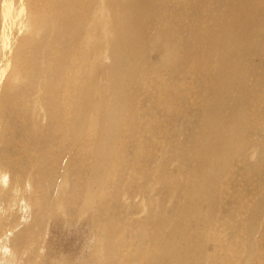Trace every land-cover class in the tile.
I'll return each mask as SVG.
<instances>
[{
	"label": "bare ground",
	"instance_id": "obj_1",
	"mask_svg": "<svg viewBox=\"0 0 264 264\" xmlns=\"http://www.w3.org/2000/svg\"><path fill=\"white\" fill-rule=\"evenodd\" d=\"M155 6H157L156 10ZM157 12H159V22L156 24V29L154 28V34L152 26L155 18H153V14ZM157 33H161V36L158 35L164 41H158ZM155 41L160 52L159 57L164 61V65L161 64L160 67H155L149 58V50L153 47L150 46L151 42ZM89 46L94 50L91 51ZM89 53L92 54L89 55ZM140 58L145 59L141 61ZM99 67L107 70L108 77L106 79L101 76L103 70ZM141 67H143V72L139 71L142 69ZM169 67L174 69L171 76L175 75L177 79L179 77L185 82L188 76L198 78L197 80L200 77V82L202 81L203 85L206 83L205 92H202L203 94L201 93L202 95L198 99L195 94L196 98H193L194 103L191 106V109L193 107L197 114L195 115L199 117L198 126H200L197 134H194L196 131H190L188 134L189 139L195 141L193 144L188 142L193 151L187 147L181 148L182 145L188 144L185 143L186 140H182L187 135L183 138L180 137L182 135L180 130L183 127L182 121L180 122L182 116L174 114L176 108L178 110V107H183L184 101L177 103L175 102L176 96L171 97V101L165 104L166 107L162 106L158 111L157 108H154V104L150 105L144 102L146 97H153L152 99L158 104L163 105L166 102V99L164 100L162 97L165 91L163 93L161 90H154L155 86L154 88L151 86L154 91L150 92L151 88L149 89L148 83L157 80L158 76L153 74L154 71L162 68L165 70ZM91 69L93 72H90ZM9 70L8 81L0 85L2 86V95L0 96V169L11 167L14 164L18 165V163L22 164L21 157L31 156L29 157L31 163L37 160L32 155L38 152L41 146L40 142L49 150L47 153L50 154L48 158L50 161L62 152L59 150H63L65 146L68 147L65 154L69 153L67 158L70 161L65 160L62 166L58 164L62 168L60 169L62 170L61 179L57 182L55 191L53 190L51 193L53 195L49 202L50 208L48 209V204L46 205L47 214L49 211L50 213L54 212L60 205H65V202L76 198H70L67 191L66 182L70 184V176L65 177V170L69 167L77 168L93 164L85 172L89 174L90 178L86 181L87 174L83 178L84 187L91 183L94 188V190L90 188L89 184L90 191L83 190V193L88 192L84 197L89 204H93L94 201L100 202L104 197L106 198L107 188L110 189L112 184L119 183V177L123 171L119 168V164L125 160L124 158L132 160L130 166H125V169L127 167V171L124 169L126 173L132 172L137 177L138 167H140L148 172L149 182L156 180V183L159 184L157 189L159 195L163 191L166 192L164 188L167 182L160 177L159 168L154 167V162H152L151 167L144 169L143 166H146V163L141 165L143 159H139L142 146H139L138 140L147 137L145 135L153 133L154 130L160 129V132L163 131L160 140L155 138V135L150 136L152 144L156 148L149 152L157 150V156L160 151L157 145L160 147L167 145V151L170 148L169 155L176 158L169 159L181 160L179 167H172V171H165L166 169L161 168L163 173H167V175L169 173L172 178L171 182L168 181L173 185L171 189L175 188L180 193L179 195H189L192 188L198 191L201 189L203 194H209L206 193L207 186L196 184H202L210 179L209 186L216 193L212 192L211 195H207V198L211 200V204L208 203L209 208L206 206L207 209L199 210L200 212H197L195 216L193 215L196 213V203L192 202L193 199L189 196L186 197L188 203L177 201L175 205L171 206L169 210L170 214L173 213V217L168 223L170 227L163 233L160 232L162 228L156 229L159 230L162 237L160 243H154L160 245L159 252L153 254L150 252L151 259L145 260L146 262L143 264H199V260L202 258L198 259L199 256H195L194 253L200 249L199 246L204 240H207H203L208 230H206V224L209 223H206L205 216L213 223L214 234H222V226L217 221L220 219L224 223H230L232 228L240 230L244 237L242 238L244 246L240 251L235 255H231L235 252L224 253L215 261L216 264H232L236 258L242 262L241 264H252L253 262L264 264V257L260 256L262 250L258 247L259 243L264 245V164H261L264 163V145L262 144L264 143V0H0V79ZM167 72L169 73V71ZM169 78L172 77L169 76ZM175 80L172 82L176 83L177 80ZM190 83L187 82V84ZM203 85L201 84V86ZM168 89L166 90L170 92ZM175 89L177 88H173V90ZM184 89H180V93L186 92L185 98L189 99L194 91L201 88L195 85ZM27 97L38 101V110L28 107ZM35 101L33 100L34 103ZM155 105L157 106V104ZM162 108H164V112L162 111L164 114L160 112ZM190 116L185 120L187 122L189 120L191 124L192 117ZM153 117L155 118L153 119ZM140 122L143 124L141 125ZM192 122H196V118ZM190 127L195 128L192 125ZM48 130H50L49 133L42 138ZM159 131L155 134L160 133ZM188 131L185 130V132ZM19 133L22 134V138H17ZM150 137L148 138L150 139ZM148 138H144V141H149ZM258 139L259 142H257ZM27 142L32 143L33 146L31 145L32 147L26 151L23 148H26L25 143ZM121 143L123 147H120ZM128 144L132 145V147L129 145L130 148H134L132 150L133 157L128 154L127 148H124ZM256 147L259 157L255 163L246 164L247 151ZM151 148L153 147L147 149ZM136 149L139 151L138 154ZM186 152L192 156L191 161L195 165V168L190 171L188 170L191 167L188 169L183 166L188 160ZM70 154L73 155V159L69 158ZM44 157H47V154ZM159 165L161 166V163ZM238 166H243L239 170L241 177L237 176L234 179L229 170L233 171L232 168ZM34 168L36 169V165ZM14 169L16 172L13 177L17 181L14 186L12 183L10 188L17 189L18 194L23 193L24 190V194L36 197V194L31 191L35 183L32 182L30 185L27 181L23 187L27 178L24 180L21 177L20 166ZM35 169H33L32 175L37 174L38 170ZM46 170L43 169L45 172ZM191 171L192 175H190ZM234 174L236 175V172ZM13 177L10 176V178ZM46 177L44 178L46 179ZM239 178H244L247 182H251V178H253L257 183V188L253 186L252 193H245ZM159 179H163L164 182ZM188 180L193 183H189ZM153 183L155 184V182ZM39 184L41 186L40 193L43 194V180L37 184L38 188ZM104 189L106 192L103 191ZM188 190L189 194L186 193ZM94 191H98L92 197L94 201L88 200L89 193ZM151 193L153 194V191ZM249 194L256 196L254 201L250 202ZM129 195L130 193L128 198ZM202 199L204 200V198ZM149 200L147 201L151 202ZM141 201L145 203V200L141 199ZM15 202L17 199L12 204ZM19 203L22 206L26 204V200ZM219 205L223 206L225 212L221 211L222 209L214 210V206ZM61 208L62 211L64 207ZM148 210L147 206V212ZM232 212H234V216L231 217ZM85 213H87L86 210ZM31 214L32 217L40 215L37 210H33ZM58 215L59 212L54 213V218ZM155 216L152 218H158L160 214L158 217ZM136 221L138 222V218ZM156 221L159 222V219ZM45 222L47 221H38L37 227L39 223L41 225ZM200 222H203L202 225ZM161 223L164 224L163 221ZM192 223L194 226H191ZM114 227L109 223L111 230ZM166 228L163 227V229ZM229 231L231 232V229ZM150 232L144 230L141 234L133 233L134 236L131 240L133 249L141 250L146 247V239L153 243ZM192 232L196 234L195 238L189 237ZM223 234L226 233L223 232ZM230 235L233 236V234ZM4 247L8 248L9 244L6 243ZM31 250L29 251L31 252ZM140 250L139 253H141ZM34 252L32 253L34 254ZM196 252L198 253V251ZM201 253L203 254V252ZM25 259L27 258L25 257ZM122 260L120 262H123ZM142 261L139 263L142 264ZM26 263L29 264V261L26 260ZM32 263L30 262V264Z\"/></svg>",
	"mask_w": 264,
	"mask_h": 264
},
{
	"label": "rangeland",
	"instance_id": "obj_2",
	"mask_svg": "<svg viewBox=\"0 0 264 264\" xmlns=\"http://www.w3.org/2000/svg\"><path fill=\"white\" fill-rule=\"evenodd\" d=\"M157 9V6H155V10ZM156 15V17H154ZM153 14V18L154 21H153V33H154V30L156 29V24L159 22V18H158V14L159 12ZM20 22V21H19ZM83 22H85V20H83ZM21 25V24H20ZM155 28V29H154ZM155 34V33H154ZM161 33H157L156 36L159 37V42L160 41H164V39L161 40ZM157 37V38H158ZM151 49L149 50V58H150V62L155 66V67H160L161 64L164 65V61L163 59L161 60V57L160 56V52H159V49H158V46L156 45V41L155 42H151V45H150ZM155 46V47H154ZM90 50L93 51L94 49H92L93 47L89 46ZM154 48V49H153ZM157 48V49H156ZM153 49V50H152ZM107 51V50H106ZM155 51V52H154ZM89 52V50H88ZM159 52V53H158ZM106 53V52H105ZM158 53V54H157ZM92 53H89V55H91ZM152 54V55H151ZM146 55V54H145ZM155 56V58H153ZM158 56V57H157ZM145 59V58H144ZM144 59H141V61H143ZM160 59V60H159ZM156 60V62H155ZM154 62V63H153ZM139 65H141V63H139ZM100 68V67H99ZM142 69H140L139 71L140 72H143V67H141ZM102 69L103 71H101V76L103 77V79H106L108 77V74H107V70L104 69V68H100ZM159 71V72H158ZM166 71V72H165ZM169 71V73L167 72ZM90 72H93L92 69L90 70ZM172 72V73H171ZM10 73V70L9 71H6V74L4 73V75L2 76V78L0 79V85H3L6 81H8V75ZM104 73V74H103ZM168 73V74H167ZM174 73V69L173 68H167V69H161V70H157V71H154L153 74L157 75V80H153L152 82H149L148 85L150 86L149 89L151 88V86L154 88V90H161V92L164 93H167L168 91L166 89H168L170 92V94H165L164 93V96H162L164 98V100L166 99V102L163 103V105L161 103H157L156 101H154V99H152L153 97L151 98H148L146 97L144 99V102L145 104H150V105H153L154 108L156 109L157 108V111L158 109H161V107L163 106L164 108L166 107L165 104H168V102L171 101V97L173 98L174 96H176V101L175 102H182L184 101V105L182 108L178 107V110L176 108V111L174 112L175 115L177 116H182L181 117V120L180 122L183 124L181 130H180V134H181V131H182V135H180L181 138H183V136H186L188 138L185 137L184 139H182L183 141H185V143L187 144L188 142L193 144L195 143L194 140H191L189 139L188 137V134L190 133V131H196L194 134H197V130H200V126L199 125V117L196 116V112L194 110V108L192 107L191 109V106H193V98L195 99L196 96L198 99L204 92H205V89H206V83L203 85L202 81L200 82L201 78L199 77V80H197L196 78H192L191 76H188L186 79H185V82L180 80V78L178 77V79L175 77V75H172ZM152 74V75H153ZM107 75V76H106ZM164 75V76H163ZM167 76V78H166ZM172 77L171 79L169 78ZM190 77V78H189ZM162 78H165V79H162ZM169 78V79H168ZM176 78V80H175ZM188 79V80H187ZM191 79V80H190ZM196 79V80H195ZM101 80V78H100ZM163 80H166V82H163ZM176 81V83H173L172 81ZM3 81V82H2ZM172 84V87L173 88H177L175 90H173V88L171 87V84ZM180 81V82H179ZM157 85H156V83ZM162 82V83H161ZM183 82V84H182ZM187 82H191L190 84H187ZM153 85H152V84ZM155 83V85H154ZM159 83V84H158ZM170 85H168V84ZM181 83V84H180ZM200 87L201 89H199L198 91H194L193 95H190L191 98H185V93H180V89H184L186 87H194L195 85ZM161 84V86H160ZM167 84V85H166ZM179 84V85H177ZM200 84V85H199ZM201 84L204 86H201ZM166 85V86H164ZM174 85V86H173ZM177 85V87H175ZM184 85V86H183ZM159 86V87H158ZM179 86V87H178ZM161 87V89H160ZM165 87V89H164ZM182 87V88H181ZM153 88H151L149 91L151 92L153 90ZM162 88H163V91H162ZM172 88V89H171ZM180 88V89H179ZM204 88V89H203ZM171 89V90H170ZM179 89V90H178ZM203 89V90H202ZM153 90V91H154ZM173 90V91H172ZM178 90V91H177ZM186 90V89H184ZM183 90V91H184ZM152 91V92H153ZM172 91V92H171ZM201 91V92H200ZM199 92H200V95H199ZM203 92V93H202ZM202 93V94H201ZM196 94V96H195ZM2 95V86H0V96ZM55 95H59V94H55ZM168 96V97H165V96ZM170 95V97H169ZM195 96V97H194ZM170 98V99H169ZM169 99V100H167ZM189 101H187V100ZM27 100H28V107L29 108H35V110H38L39 106H37L38 104V101H35V99H29V97H27ZM33 100L35 101V103L33 102ZM147 102H146V101ZM179 100V101H178ZM191 100V101H190ZM154 101V102H152ZM193 101V102H192ZM33 102V104H32ZM149 102V103H148ZM192 104H191V103ZM190 103V105H189ZM32 104V105H31ZM157 104V106L155 105ZM186 105V107H185ZM35 106V107H33ZM156 106V107H155ZM160 110V112L163 111V109ZM190 110V111H188ZM33 111V109H32ZM194 111V112H193ZM164 112V111H163ZM162 112V113H163ZM188 113V114H185V113ZM193 112V113H192ZM164 114V113H163ZM185 114V115H184ZM196 114V115H195ZM188 115V116H187ZM191 115V116H190ZM185 116V117H184ZM190 117H192V121H195V118H196V122H192L191 121V124L189 123L190 121L188 120H185V119H188ZM155 117H153L154 119ZM194 118V119H193ZM184 119V120H183ZM186 121V122H185ZM141 125L143 124V122H140ZM196 124V125H195ZM190 125L194 126L195 128H191ZM188 126V128H187ZM198 126V127H196ZM158 129V128H157ZM160 129L158 130H154L153 133L149 134V135H145L147 137H143V138H140L138 140V144L139 146H142V153L140 154V158H142L143 160H141V165H144V163H146V166L144 165L143 168L146 169L147 167H151V165H153L154 167H158V171H159V175L160 177H162L163 179L166 180L167 183H165V188L164 190L165 191H161V195H159V193L157 192V189L159 187V184L156 183V180H152L149 182V179H148V172L141 169L140 167H138V173H137V177L132 173V172H125L127 171V165H131L132 164V160L129 159V158H124L125 160H122V162L124 161V164H122V162H120V167L118 165V167L123 170L121 171V175H120V180H119V183H114L111 185L110 189L107 188V191H108V194L106 195V198L104 197L100 202H95L92 197L93 195L97 194V192H93V193H89V196L90 198L88 200H91V201H94L93 204H89L87 201H85V198L84 196H86V194L90 191V189L88 188L89 184H90V188H93V185L91 183L85 185V187L83 186V178L85 177V175L87 173V169L89 170V166H92V165H82L80 167H69L66 169L65 167V172H66V175L65 177H69L70 176V181L69 183L70 184H67L68 182H66V186H67V191H68V195L71 197H76V198H73V200H70L69 198V202H65V205L62 204L60 205L54 212L49 213L47 214V211H45V208H46V205L48 204V209L50 208L49 207V202L51 201L52 199V191L56 189V185H57V182L60 181L61 179V171L60 169L62 165H64L65 163V160H69L67 157L69 155V153L65 154V151L67 150V146H65L63 148V150H59L61 153H59L57 156H59V158H57V156L54 158V160L50 161L48 158L50 157V154L47 153V147H45L44 144L41 143V146L39 147L38 149V152L35 153V155H32L34 156L33 158L34 159H37L35 161H33L32 163L29 161V157L31 156H28V158L26 157H21L20 161L22 162L21 163H18V165L14 164L12 165L11 167H5V168H1L0 169V256H6L9 252V249H11V251L14 253L15 255V259L18 261L16 262V264H28L26 263V260L29 261V264L30 262L32 264H140L141 263V260L142 261V264L143 262H146L148 260L151 259V254L150 252L153 254V253H158L159 252V248L160 245L158 244H154V243H160V240H161V235L159 233V230H156V229H159V228H162L160 230L161 233L167 231L168 227L169 226V222L171 221L172 217H173V213H171V211L169 210V208L173 205L176 204L177 201L179 202H183V203H188V201H186V197L189 196V198H192V202H195L196 203V213L193 215L195 216L197 214V212H200L199 210H202L203 208L204 209H207V207L209 208L208 206V203L211 204V200L209 198H207V195H209L210 193L212 194V192L215 194L216 192L209 186V182H210V179L207 180V182H202V184H196L194 182V184L196 185H204V186H207L208 187V192L206 191V193H209V194H203V192L201 191V189H199L200 191L196 190V189H191L190 190V194L188 193V191H186L187 194L189 195H185V194H181L179 195L180 193L177 192L175 190V188L171 189V187L173 186L172 183H169L171 182V179L170 178V175L168 173H163L162 171V167L164 169H166L165 171H172V167H179L180 165V162L181 160L179 161V159L177 160H174L176 159L175 157H173L172 155H169L170 154V148L169 150L167 151V145H163L161 144L162 147H160V145H157L158 149L160 151H158V157L156 156V151L154 152H149L150 150L152 149H155L156 146H153L152 144V138L150 136H154L155 138H157L158 140H160V138H162V134H163V131L160 132L159 131ZM188 131V132H185ZM50 130H48V132L46 131L42 138H44L48 133H49ZM138 131V129H137ZM157 131H159L160 133H157L155 134ZM184 132V133H183ZM141 133V132H140ZM260 133V132H259ZM184 134V135H183ZM131 135V134H130ZM140 135V134H139ZM158 135V136H157ZM18 136V137H17ZM17 138H22V134L19 133L17 134ZM127 136V134H126ZM138 136V134H137ZM125 137V136H124ZM150 137V139L148 138ZM196 137V136H195ZM41 138V139H42ZM144 138H148L149 141L145 142L144 141ZM40 139V140H41ZM39 140V141H40ZM125 140V139H124ZM154 140V138H153ZM43 141V140H42ZM123 141V140H122ZM121 141V142H122ZM142 141V143H141ZM149 142V143H148ZM259 142V139L258 141ZM141 143V144H140ZM146 143V144H145ZM189 143L187 145H182L181 148L183 149L184 147H187L188 149H190V151H193L192 150V147H190ZM145 144V145H144ZM264 145V143H262ZM26 145V148H23V149H30L33 144L30 143V142H27L25 143ZM24 145V147H25ZM32 145V146H31ZM42 145H44V147H42ZM66 145V144H65ZM121 146L120 147H123L122 143L120 144ZM132 147L131 144H128L126 147L124 148H127L126 151H128L129 153L128 154H131V156L133 157V154H132V150H134V148H130L129 147ZM145 147H144V146ZM29 146V147H28ZM69 146V145H68ZM136 146V145H135ZM153 147L151 149H147L148 147ZM45 148V149H44ZM41 149V151H40ZM131 149V150H130ZM165 149V150H164ZM257 147L254 148L253 150L249 149L250 151L246 153V159H245V162L247 161L246 164H253L256 162L257 158L259 156H257V151H256ZM44 150V152H43ZM27 151V150H26ZM40 151V153H39ZM137 151V154H138V149H136ZM253 153H252V152ZM46 152V153H45ZM45 153V154H43ZM162 153V154H161ZM165 153V154H164ZM255 153V154H254ZM42 154V155H41ZM47 154V157H44L46 156ZM150 154V155H149ZM252 154V155H251ZM41 155V156H40ZM49 155V156H48ZM67 155V156H66ZM147 155V156H146ZM189 157H188V156ZM250 155V156H249ZM249 156V157H248ZM40 157V158H39ZM42 157V158H41ZM126 157V156H125ZM173 157V161L172 159L170 160L169 158ZM186 157H187V161H185V163L183 164V166L187 167L190 171L191 169H194L195 168V165L192 164V156L187 154L186 152ZM248 157V158H247ZM45 158V159H44ZM67 158V159H66ZM70 159H73V155L70 154ZM148 158H150V160H147ZM168 162H167V160ZM28 159V160H27ZM127 159V160H126ZM240 159V158H239ZM249 159V160H247ZM26 160V161H25ZM40 160V161H39ZM36 161H38L36 163ZM48 161V162H47ZM70 161V160H69ZM176 161V162H175ZM27 162V163H25ZM50 162V163H49ZM55 162V163H53ZM57 162V163H56ZM152 162H154L152 164ZM161 163V166L159 165ZM170 162H173L170 164ZM244 162V163H245ZM41 163V164H39ZM62 163V164H61ZM143 163V164H142ZM24 164V165H23ZM46 164V165H45ZM58 164H60L58 166ZM67 164V162H66ZM150 164V165H149ZM168 166V167H166ZM169 164V165H168ZM261 164H264V163H261ZM36 165V169L34 168ZM17 166H20V169L22 170V174H21V177H23V179L25 180L26 179V182L23 183V187L27 184V181L28 183L31 185L32 182L35 183V185H33V187L31 188V191H33V193H35L36 197H32L28 194H24V190H23V193H19V191L17 189H15L14 187L10 188L11 184L12 186L15 185V182L17 180L14 179L13 177V174H15L16 172V168ZM29 166H30V169H29ZM125 166L126 169H125ZM182 166V167H183ZM25 167H26V170H25ZM88 167V168H87ZM166 167V168H165ZM239 167V168H238ZM236 168H232L233 171L229 170L230 173L233 174L234 176V179L238 177H241L240 173H239V170L243 168V166H238ZM242 167V168H241ZM55 168H56V171H55ZM123 168V169H122ZM4 169V170H3ZM33 169L35 170H38L37 174H34L32 175V171ZM39 169H40V173H39ZM48 171V173H46ZM52 171H49L51 170ZM125 169V171H124ZM163 169V170H164ZM85 170V171H84ZM244 170V169H243ZM27 171H28V174H27ZM42 171V172H41ZM81 171V172H80ZM2 172V173H1ZM9 172V173H8ZM50 172V174H49ZM64 172V173H65ZM77 172V173H76ZM175 172V170H174ZM236 172V175L234 174ZM30 173V174H29ZM84 173V174H83ZM124 173V174H123ZM192 171L190 173V175H192ZM49 174V175H48ZM81 174V175H80ZM165 174H166V177H165ZM174 174V173H173ZM41 175V176H40ZM89 174H87V178H86V181L88 180V178H90L88 176ZM10 176H12L13 178H10ZM32 176V177H31ZM35 176V178H34ZM48 176V177H46ZM50 176V177H49ZM128 176V177H127ZM134 176V177H132ZM8 177V178H7ZM46 177V179L44 178ZM53 177V178H52ZM3 180H2V179ZM43 178V179H41ZM49 178V179H48ZM56 178V179H55ZM124 178V179H123ZM168 178V179H166ZM52 179V180H50ZM126 179V180H125ZM130 179V180H129ZM163 179H159V181H163ZM5 180V181H4ZM43 180V184H42V188L44 189L43 191V194L40 193V189H41V186L39 184V188H38V183L40 181ZM48 180V182H47ZM78 180V181H77ZM83 180V181H82ZM128 180V181H127ZM144 180V181H143ZM3 181V182H2ZM52 181V182H51ZM169 181V182H168ZM189 183H193V181L191 180H188ZM10 182V184H9ZM45 182V183H44ZM136 182V183H135ZM155 182V184L153 183ZM239 182L241 184V186L244 188V191L245 193H252V187H256L257 188V183L256 181L251 178V182H247L244 178H239ZM37 183V184H36ZM48 183V184H47ZM50 184V185H49ZM59 184V183H58ZM167 184H170V185H167ZM49 185V186H48ZM51 186V187H50ZM121 186L123 187L121 189ZM150 186V187H149ZM157 186V187H156ZM168 186V188H167ZM46 187V188H45ZM114 187V188H113ZM117 187V188H116ZM19 188V187H18ZM134 190H132V189ZM84 189H88L87 193H83V190ZM116 190V191H113V190ZM125 189V192H123ZM131 189V190H130ZM146 189V190H145ZM171 189V190H170ZM74 190V191H73ZM73 191V192H72ZM76 191V193H75ZM103 191L106 192V189H104ZM123 193H121V192ZM150 193H149V192ZM153 191V194L151 193ZM141 192V193H140ZM196 192V193H195ZM11 193V195H10ZM16 193V194H15ZM40 193V194H39ZM126 193V194H125ZM130 193L129 195V198H128V194ZM143 193V194H142ZM169 193V194H168ZM200 193H202L201 195H199ZM38 194V196H37ZM110 194V195H109ZM116 194V195H115ZM119 194V195H118ZM125 194V195H124ZM141 194V195H140ZM150 196H149V195ZM210 194V195H211ZM81 197H80V196ZM123 195V197H121ZM154 197H152V196ZM197 195V196H196ZM199 195V196H198ZM250 195V194H249ZM248 195V196H249ZM119 196V198H118ZM131 196V197H130ZM146 196H149V197H146ZM156 196V197H155ZM31 197V198H30ZM142 197V198H141ZM167 197V198H166ZM197 197H201V198H204V200L201 198H197ZM118 198V199H117ZM151 200V202H148L147 200L149 199ZM158 200H156V199ZM256 198V196H252L250 195V202L251 201H254ZM17 199V202H15L14 204H12L15 200ZM74 199H76L74 201ZM81 199V200H80ZM112 199V200H111ZM117 199V200H116ZM140 199V200H139ZM142 200H145V203L147 204L149 210L147 212V206H144L143 205H146L145 203H143ZM169 199V200H168ZM172 199V200H171ZM23 200H26V204L22 205L24 207H22L20 205L19 202L22 203ZM80 200V201H79ZM123 200V201H121ZM149 200V201H150ZM200 200V201H199ZM78 201V202H77ZM121 201V202H120ZM157 201V202H156ZM159 201V202H158ZM83 202V203H82ZM140 202V203H139ZM142 202V203H141ZM67 203V204H66ZM69 203V204H68ZM74 203V204H73ZM79 205H78V204ZM86 203V204H85ZM97 203V204H96ZM122 203V204H121ZM139 203V204H138ZM150 203V205H149ZM160 203V205H159ZM203 203V204H202ZM2 204V205H1ZM19 204V205H18ZM73 204V205H72ZM101 204V205H99ZM162 204L163 207H162ZM75 205V206H74ZM78 205V206H77ZM86 205V206H84ZM92 205V206H91ZM124 205V206H123ZM141 205V206H140ZM157 205V207H156ZM159 205V206H158ZM204 205V206H203ZM74 206V207H73ZM80 206V207H79ZM134 206L138 207V208H135ZM166 206V207H165ZM207 206V207H206ZM61 207H64L63 210L61 211ZM82 207H83V210H82ZM146 207V208H145ZM238 207V206H237ZM23 208V209H22ZM87 211V213H85V210ZM88 208V209H87ZM107 208V209H106ZM135 208V209H134ZM160 208V209H158ZM212 209V206L210 207ZM23 211H22V210ZM96 209V210H95ZM119 209V211H118ZM132 209V210H131ZM138 209V210H137ZM146 209V210H145ZM221 210L223 211V206L219 205L217 207L214 206V210ZM39 211L40 215H37L36 217H32V214L31 212L32 211ZM90 210V211H89ZM136 210V211H135ZM169 210V211H168ZM210 210V209H209ZM21 211V212H20ZM70 211V212H69ZM118 211V212H117ZM140 213H139V212ZM161 213H160V212ZM165 211V213H164ZM59 212V215L58 216H55L54 218V213H57ZM64 214H63V213ZM90 212V213H89ZM130 212V214H129ZM136 212V213H135ZM146 212H147V218H146ZM225 212V210L223 211ZM13 214V215H10V214ZM105 213V214H104ZM107 213V214H106ZM120 213V214H119ZM125 213V214H124ZM134 213V214H133ZM156 213V214H155ZM158 213V214H157ZM127 214V215H126ZM129 214V216H128ZM150 214V215H149ZM155 214V215H153ZM160 214V216H159ZM31 215V216H29ZM53 215V217H52ZM63 217H62V216ZM84 215V216H82ZM89 215V216H87ZM93 215V217H92ZM103 215V216H102ZM118 217H116V216ZM119 215V216H118ZM132 217H131V216ZM134 215V216H133ZM149 215V217H148ZM162 215V216H161ZM19 216V217H18ZM96 216V218H95ZM106 216V217H105ZM145 216V218H144ZM158 217V218H152V217ZM205 216V215H204ZM231 217L234 216V212L231 213L230 215ZM15 217V218H14ZM111 217V218H110ZM117 219H116V218ZM127 219H126V218ZM141 217V218H140ZM205 216V221L206 223H208V225L206 224V232L205 235H208V236H205L203 237V240L204 239H207V240H204V242L202 243L201 246H199V250H196L198 251V253L195 251L194 255L195 256H199L198 259L202 258L199 260V264H216V260L219 259L220 256H222L224 253H227V254H230L228 252H235V253H232L231 255H235L236 252L240 251L243 246H244V240L242 238H244L241 233H240V230L236 229V228H232L230 223L227 224V223H224L223 221H221L220 219H218L217 221L221 224L222 226V234L221 235H217V234H214L213 231H212V222L211 220ZM14 218V219H13ZM60 218V219H59ZM90 218V220H89ZM116 220H115V219ZM125 218V220H124ZM135 218V219H133ZM136 218H138V222L136 221ZM143 218V219H142ZM150 218V219H149ZM25 219V220H23ZM53 219V220H52ZM58 219V220H57ZM64 219V220H63ZM130 219V220H129ZM146 219V220H145ZM159 219V222L156 221ZM217 219V218H216ZM16 220V222H15ZM29 220V221H28ZM47 221L45 223H42L40 225V223L38 224L39 226L37 227V223L38 221ZM132 220V222H131ZM141 220V221H139ZM144 220V221H143ZM152 220V221H151ZM8 221V222H7ZM27 221V222H26ZM57 221V222H56ZM106 221H107V224H106ZM146 221H148L146 223ZM163 221L164 224H162L161 222ZM11 222V223H10ZM93 222V223H92ZM130 224H129V223ZM211 222V223H210ZM109 223H111L114 227L113 230H111L109 228ZM149 223V224H148ZM201 223V222H200ZM199 223V224H200ZM203 223V222H202ZM201 223V225H202ZM215 223V222H214ZM135 224V225H134ZM144 226H143V225ZM160 224V225H159ZM167 224V225H165ZM137 225V226H136ZM20 226V227H19ZM106 226V227H105ZM136 226V228H135ZM149 226V227H148ZM191 226H194V223L191 224ZM34 227V228H33ZM129 227V228H128ZM142 227V228H141ZM163 227H167L166 229H163ZM139 228V230H138ZM35 229V230H34ZM231 229V232L229 230ZM20 230V231H19ZM94 230V231H93ZM144 230H147V231H152L150 232V234L152 235L153 237V243L151 242H148L146 239L145 241V246L144 248H142L141 250L138 248V249H133V246L131 243H133L132 240V237L134 236L133 233H138V234H141L142 232H144ZM155 230V231H154ZM228 230V231H227ZM132 231V233H131ZM239 232V236H238V232ZM7 232V233H6ZM20 232V233H19ZM109 232V233H108ZM115 232V233H114ZM209 232V233H208ZM226 233V234H223ZM18 233V234H17ZM103 233V234H102ZM153 233H154V236H153ZM156 234V235H155ZM214 234V235H213ZM230 234H233V236H231ZM42 236V237H41ZM216 236V237H214ZM231 236V237H230ZM236 236V237H235ZM122 239H120V238ZM189 237L191 238H195L196 237V234L194 232H192ZM206 237V238H205ZM208 237V238H207ZM214 237V238H213ZM238 237V239H237ZM240 237V238H239ZM16 238V239H15ZM103 238V239H102ZM106 240H105V239ZM117 238V239H116ZM225 238V240H224ZM10 239V240H9ZM112 239V240H111ZM129 239V240H128ZM158 239V240H157ZM157 240V241H156ZM15 241V242H14ZM18 243H17V242ZM22 243H21V242ZM116 241V242H115ZM211 241V242H209ZM213 241V242H212ZM223 241V242H222ZM48 242V243H47ZM98 242V243H97ZM207 242V243H206ZM219 242V243H218ZM235 242V243H234ZM6 243L9 244V247L8 248H5L4 246H6ZM18 245L16 247V245ZM20 243V244H19ZM44 243V244H43ZM102 243V244H101ZM206 243V244H205ZM209 243V244H208ZM216 243V244H215ZM222 243V244H221ZM227 243V244H226ZM13 244V245H12ZM113 244V245H112ZM20 245V246H19ZM42 245V246H41ZM14 246V247H13ZM104 246V247H103ZM124 246V247H123ZM207 246V247H206ZM29 247V248H28ZM32 247V248H30ZM41 247V248H40ZM102 247V248H101ZM157 247V248H156ZM204 247V248H203ZM215 247V248H214ZM224 247V248H223ZM258 247L260 250H262V253L260 256L264 257V245H262L261 243L258 244ZM21 249V251H19ZM229 248V249H228ZM32 249V250H31ZM45 249V250H44ZM102 249V251H101ZM158 249V250H157ZM218 249V250H217ZM7 250V251H6ZM25 252H24V251ZM31 250V252L29 251ZM35 252H34V251ZM40 250V252H39ZM138 250V251H137ZM139 250L140 252L142 253H139ZM217 250V251H215ZM29 251V252H28ZM42 251V252H41ZM203 252V254L201 252ZM222 251V252H221ZM34 252V254L32 253ZM91 252V253H90ZM200 252V253H199ZM31 253V254H29ZM39 253V254H38ZM41 253V254H40ZM90 253V254H89ZM104 253V254H103ZM135 253V254H133ZM138 253V254H136ZM206 253V254H205ZM217 254V255H214V254ZM29 254V255H28ZM115 254V256H114ZM140 254V255H139ZM148 254V255H147ZM199 254V255H198ZM208 254V255H207ZM219 254V255H218ZM28 255V256H27ZM60 255V256H59ZM89 255V256H88ZM108 255V256H107ZM138 255V256H137ZM201 255V256H200ZM204 255V257H203ZM237 255L239 256V253H237ZM34 256V257H33ZM146 256V257H145ZM207 256V257H206ZM255 256V254H254ZM254 256H253V260H254ZM25 257L27 259H25ZM31 257V258H30ZM140 257V258H139ZM35 258V259H34ZM86 258L88 259L86 261ZM108 258V259H107ZM118 259V260H115V259ZM138 258L140 259L138 261ZM204 258V259H203ZM235 258V257H234ZM21 259V260H20ZM34 259V260H32ZM37 259V260H36ZM84 259V260H83ZM93 259V260H92ZM107 259V260H106ZM123 259V260H122ZM148 259V260H147ZM191 259V258H190ZM123 261V262H120V261ZM146 260V261H145ZM22 261V262H21ZM25 261V262H24ZM82 263H81V262ZM112 261V262H111ZM35 262V263H34ZM88 262V263H86ZM107 262V263H106ZM136 262V263H134ZM140 262V263H139ZM234 262V263H233ZM252 262V261H251ZM241 264L242 262L239 261L238 258H236L235 260L232 261V264ZM191 264V263H190ZM252 264H255L254 262Z\"/></svg>",
	"mask_w": 264,
	"mask_h": 264
},
{
	"label": "clouds",
	"instance_id": "obj_3",
	"mask_svg": "<svg viewBox=\"0 0 264 264\" xmlns=\"http://www.w3.org/2000/svg\"><path fill=\"white\" fill-rule=\"evenodd\" d=\"M0 264H16V259L11 249H9L6 256H0Z\"/></svg>",
	"mask_w": 264,
	"mask_h": 264
}]
</instances>
